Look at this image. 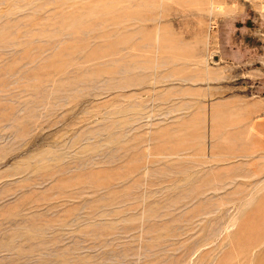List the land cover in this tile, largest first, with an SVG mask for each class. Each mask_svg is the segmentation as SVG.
I'll use <instances>...</instances> for the list:
<instances>
[{"label": "rangeland", "instance_id": "obj_1", "mask_svg": "<svg viewBox=\"0 0 264 264\" xmlns=\"http://www.w3.org/2000/svg\"><path fill=\"white\" fill-rule=\"evenodd\" d=\"M0 264H264V0H0Z\"/></svg>", "mask_w": 264, "mask_h": 264}, {"label": "built area", "instance_id": "obj_2", "mask_svg": "<svg viewBox=\"0 0 264 264\" xmlns=\"http://www.w3.org/2000/svg\"><path fill=\"white\" fill-rule=\"evenodd\" d=\"M258 1H262V0H258Z\"/></svg>", "mask_w": 264, "mask_h": 264}]
</instances>
